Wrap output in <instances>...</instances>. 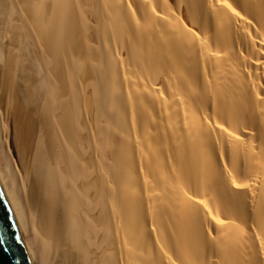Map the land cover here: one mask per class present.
I'll return each mask as SVG.
<instances>
[{
  "label": "bare ground",
  "instance_id": "bare-ground-1",
  "mask_svg": "<svg viewBox=\"0 0 264 264\" xmlns=\"http://www.w3.org/2000/svg\"><path fill=\"white\" fill-rule=\"evenodd\" d=\"M0 193L30 264H264V0H0Z\"/></svg>",
  "mask_w": 264,
  "mask_h": 264
},
{
  "label": "water",
  "instance_id": "water-1",
  "mask_svg": "<svg viewBox=\"0 0 264 264\" xmlns=\"http://www.w3.org/2000/svg\"><path fill=\"white\" fill-rule=\"evenodd\" d=\"M0 264H30L1 193Z\"/></svg>",
  "mask_w": 264,
  "mask_h": 264
},
{
  "label": "rangeland",
  "instance_id": "rangeland-1",
  "mask_svg": "<svg viewBox=\"0 0 264 264\" xmlns=\"http://www.w3.org/2000/svg\"><path fill=\"white\" fill-rule=\"evenodd\" d=\"M13 143V141H11V144ZM13 147H14V143H13V145H12ZM15 149V148H14Z\"/></svg>",
  "mask_w": 264,
  "mask_h": 264
}]
</instances>
